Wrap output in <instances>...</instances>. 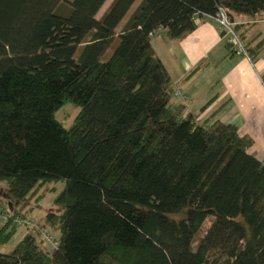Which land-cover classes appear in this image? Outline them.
Masks as SVG:
<instances>
[{"label":"trees","instance_id":"trees-1","mask_svg":"<svg viewBox=\"0 0 264 264\" xmlns=\"http://www.w3.org/2000/svg\"><path fill=\"white\" fill-rule=\"evenodd\" d=\"M105 2L0 0V245L41 184L64 182L0 264H264L252 138L173 103L151 44L158 29L182 39L222 8L253 61L264 39L244 43L234 16L258 18L264 0H139L119 32L136 0L97 17ZM65 102L79 108L70 127L54 116Z\"/></svg>","mask_w":264,"mask_h":264},{"label":"crops","instance_id":"crops-1","mask_svg":"<svg viewBox=\"0 0 264 264\" xmlns=\"http://www.w3.org/2000/svg\"><path fill=\"white\" fill-rule=\"evenodd\" d=\"M234 21L244 43L252 46L264 39V12L258 18L236 14ZM221 30L212 17L204 16L182 39L160 33L151 44L174 90L183 96L173 95L171 101L183 104L184 112L198 121L234 124L240 135L252 138L249 152L264 163V45L252 61L228 48Z\"/></svg>","mask_w":264,"mask_h":264},{"label":"rangeland","instance_id":"rangeland-1","mask_svg":"<svg viewBox=\"0 0 264 264\" xmlns=\"http://www.w3.org/2000/svg\"><path fill=\"white\" fill-rule=\"evenodd\" d=\"M111 2V0H106V2L103 4V6L100 8V10L97 13V17L101 15V13L105 10V8L108 6V4ZM139 0H136L132 4V6L129 8L128 12L122 19V21L119 24V27L117 28V32L120 31L121 25L126 21L128 16L132 13L136 5L138 4ZM115 45V42L113 41L111 46L108 49V54L112 51V46ZM79 108L77 106H74L70 102H65L62 104L54 113V116L57 120H59L64 127H70L75 117L78 113ZM2 185L0 184V187ZM64 182L63 181H48L44 184H41L35 194L33 195L32 199L28 203L29 206L33 207V212L29 216L34 218L36 221H41L43 218V215L48 209L53 208V199L57 195V193L63 188ZM212 220V216H209L203 223L198 238L203 234L205 229L208 227ZM25 232V227L18 226V230H16L15 234L11 238V240L5 244L0 245V252H8L10 251L18 242V240L21 238L22 234ZM57 237V234L54 233Z\"/></svg>","mask_w":264,"mask_h":264},{"label":"built area","instance_id":"built-area-1","mask_svg":"<svg viewBox=\"0 0 264 264\" xmlns=\"http://www.w3.org/2000/svg\"><path fill=\"white\" fill-rule=\"evenodd\" d=\"M210 17H212L218 23L220 28L225 31V35L227 36V41L233 45L235 52L247 56L244 46L242 44V41L240 40L238 35L233 31V28H232L233 23L228 18V15L225 12V10L222 8H219L218 11L213 16H210ZM160 33H163L162 29H158L154 33V35L160 34ZM173 94L175 96H182L180 91L177 88L174 90ZM0 217H1L0 220L2 223L6 222L7 217L5 213H3ZM15 222L18 226H25V225H34L36 223V220L32 217H28L26 220L16 218ZM41 234L43 235L47 243L51 245H56V240L54 236L51 234V232H49L46 229H42Z\"/></svg>","mask_w":264,"mask_h":264}]
</instances>
